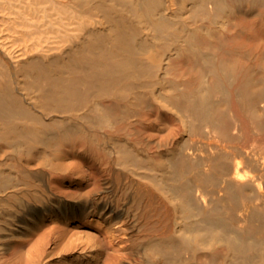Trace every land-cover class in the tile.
Segmentation results:
<instances>
[{"label": "bare ground", "instance_id": "bare-ground-1", "mask_svg": "<svg viewBox=\"0 0 264 264\" xmlns=\"http://www.w3.org/2000/svg\"><path fill=\"white\" fill-rule=\"evenodd\" d=\"M63 261L264 264V0H0V264Z\"/></svg>", "mask_w": 264, "mask_h": 264}, {"label": "rangeland", "instance_id": "rangeland-1", "mask_svg": "<svg viewBox=\"0 0 264 264\" xmlns=\"http://www.w3.org/2000/svg\"><path fill=\"white\" fill-rule=\"evenodd\" d=\"M187 63V62H186ZM187 67H188V64H185L184 65V67L183 68H185L186 70H187ZM182 68V69H183ZM201 69V66H199V70ZM188 72L190 73V70L188 69ZM186 86H188V87H193V84L189 81V80H187L186 82ZM62 264H68V263H66L65 261H63V262H61Z\"/></svg>", "mask_w": 264, "mask_h": 264}]
</instances>
